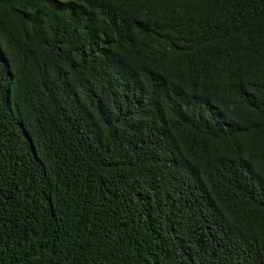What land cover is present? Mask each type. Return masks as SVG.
<instances>
[{"label":"trees","instance_id":"trees-1","mask_svg":"<svg viewBox=\"0 0 264 264\" xmlns=\"http://www.w3.org/2000/svg\"><path fill=\"white\" fill-rule=\"evenodd\" d=\"M0 264H264V0H0Z\"/></svg>","mask_w":264,"mask_h":264}]
</instances>
